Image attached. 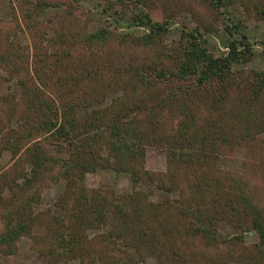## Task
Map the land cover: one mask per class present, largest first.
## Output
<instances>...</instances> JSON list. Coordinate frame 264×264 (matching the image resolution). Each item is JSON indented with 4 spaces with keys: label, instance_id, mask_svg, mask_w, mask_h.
<instances>
[{
    "label": "trees",
    "instance_id": "16d2710c",
    "mask_svg": "<svg viewBox=\"0 0 264 264\" xmlns=\"http://www.w3.org/2000/svg\"><path fill=\"white\" fill-rule=\"evenodd\" d=\"M198 2L209 15L190 8L193 15L178 20L179 36L169 45L178 8L167 0L20 5L28 26L36 19L35 48L45 41L53 56L37 60L33 72L22 65L11 94L21 98V111L5 131L23 140L7 139L4 147L23 148L29 168L1 177V251L12 252L13 241L27 234L44 264H138L147 257L156 264H207L193 250L187 254L186 241L237 245L248 230L257 237L254 252L238 259L264 264V213L240 178L216 161L244 141L264 139V68L243 65L256 52L247 23L264 21V0ZM216 21L225 36L220 54L208 47ZM257 44L264 54V37ZM139 48L153 54L138 60ZM152 144L166 150L165 171L144 166ZM97 169L127 173L133 190L89 188L85 175ZM46 178L64 185L41 216L33 200ZM179 179L190 186L181 201L165 196ZM148 187L163 196L151 198ZM221 221L230 234H219ZM36 226L43 231L33 232Z\"/></svg>",
    "mask_w": 264,
    "mask_h": 264
},
{
    "label": "rangeland",
    "instance_id": "374dc122",
    "mask_svg": "<svg viewBox=\"0 0 264 264\" xmlns=\"http://www.w3.org/2000/svg\"><path fill=\"white\" fill-rule=\"evenodd\" d=\"M151 1L154 2L153 4H158L162 0ZM167 1H170L173 7L178 8L177 18L170 22V30L165 37V43H167V45L179 36L177 30L178 20L188 21L191 15H193V13L190 12V8H193V10L199 13L205 11L206 15L210 13V11L202 9L198 0ZM34 2L35 0H0V181L1 177L6 174L11 175L14 171L19 172L21 167L27 170L29 168L23 148L19 149V151H13V149L11 150L4 147L6 146L5 140L7 139L17 140V142L13 144L23 140L22 138L15 139V133H6V128L4 127V124L7 122L13 123L14 126L18 113L21 111V98L18 95L13 98L11 94H13L12 91L15 89L14 85L17 77L23 68L22 65L24 69L28 67L30 71L33 72L35 68L34 64L37 60L45 57L51 58L53 56L48 55L51 54V51L47 42L43 41V45L38 48H35L33 44L35 40L32 33L37 26L35 17L31 18V21L35 22L32 27L28 26L26 24L28 21H24L22 18L20 5L27 6V4L30 3L32 6ZM178 3L180 5H178ZM177 6H181V8ZM54 10L55 8L47 11V20H50ZM214 25L211 33L208 34V47L213 53L220 54L225 49L223 45L225 39L224 30L220 22L216 21ZM122 29H125L124 25ZM247 30L249 38L254 42L256 52L252 59L243 65L245 67L264 68V54L261 46L257 44L258 40L264 37V21L249 20L247 23ZM133 53L134 57L139 60L141 57L152 55L153 50H142L139 48L137 53L134 51ZM147 53L148 55H146ZM4 56L6 57L3 58ZM13 61L19 64L18 71H14V66H17V64L13 63ZM10 62H12V64H10ZM67 62L68 61L65 60L64 64ZM53 80V77L49 79V85L51 84V86H54ZM47 92L46 89V93ZM11 110L14 115L9 116ZM164 117L166 121L165 126L167 127L169 118L166 116ZM11 124L8 125V127L12 126ZM42 138L43 136H37V139L43 140ZM216 161L218 162L219 168L229 170L240 178V186L246 190L248 196L264 213V139L256 137L249 141H244L241 147L227 150V154L220 155V159ZM144 166L153 171H165L168 166L166 150L162 146L156 144L146 146ZM178 184L179 187L176 189H172L171 192H165V196L168 194L172 198L176 197L177 201H181L182 198H188L190 192L188 182L179 179ZM63 185V180L55 181L46 178L37 186L39 197L37 200H33V202L36 210L44 212L43 214L41 213V216L47 215L48 206L54 207V202L60 196ZM85 185L89 188L104 187L114 189L116 192H129L134 188L127 173L115 172L111 169H97L87 173L85 175ZM146 189H149V196L153 199L163 196V193L154 190V188L151 189L148 187ZM7 192L8 191H6V193ZM4 215L5 209L0 208V231L3 228ZM217 230L221 236L232 232L230 225L225 221L217 223ZM42 231L43 227L40 226H36L33 229V232L37 233ZM92 232H94V230H92ZM243 236V241L237 245H231L230 242L226 241H219L215 243V245L211 244L205 246L197 239L188 240L184 244V250L188 255L189 251L193 250L197 253V257L202 261H207V264H243L245 260L240 261L238 258L241 255L254 252L252 246L257 238L254 232L248 230L244 232ZM0 264H44V262L38 251V244L34 242L30 235L23 234L13 241L12 252L7 253L0 250ZM138 264L156 263L153 257H147L144 262ZM165 264L167 263L165 262Z\"/></svg>",
    "mask_w": 264,
    "mask_h": 264
}]
</instances>
